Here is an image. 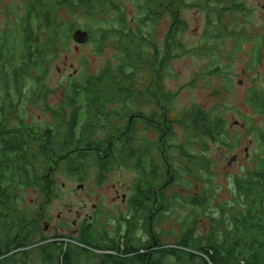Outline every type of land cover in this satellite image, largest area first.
I'll return each instance as SVG.
<instances>
[{
	"label": "rangeland",
	"instance_id": "374dc122",
	"mask_svg": "<svg viewBox=\"0 0 264 264\" xmlns=\"http://www.w3.org/2000/svg\"><path fill=\"white\" fill-rule=\"evenodd\" d=\"M49 1L48 8L56 17L61 37L65 33L71 36L61 45L59 54L51 58L48 73L37 85V71L32 70L29 76L19 80L14 76L22 61L19 49L21 43L24 44L23 28L29 0H0V67L8 73H0L3 75L0 79V101L6 90L14 94L18 92L19 122L44 128L54 126L57 119L53 111L64 104L72 84L83 87L87 79L94 78L108 67L121 65L125 56L121 34L133 31L147 36L150 42L145 51L152 53L157 48L160 49L159 58H170L164 69L163 86L175 94L170 107L174 136L167 150L174 174H171L173 180L165 189L172 205L170 211L162 213L163 219L154 230L163 234L162 243L166 248L172 246L195 252L210 260L207 251L216 244L230 241L228 239L235 229L233 218L243 214L247 208L237 190L236 180L250 176L264 158L257 134L251 132V127H261L264 122L247 104L248 91L264 75V65L252 66V52L264 39V0H238L245 11H235L233 3L228 0H168L170 3L165 4V11L159 9L153 20L149 17L145 21V26L141 20L147 14L138 8L144 0H116L126 20L125 28L121 29L116 22L119 15L109 6L102 5L96 15L91 16L72 5L77 3L76 0H69L71 4L68 5L61 3L64 0ZM179 21L186 28L181 30V34L176 32L174 41L183 50L169 52L167 42L174 24ZM30 26L35 37L42 33V25L34 14ZM78 29L91 31V40L87 44L79 45L74 41L73 35ZM104 33L109 39L101 46ZM41 39L45 42L44 33ZM4 47L15 50L10 51L7 59L4 58ZM151 78L150 69L142 71L138 87L141 90L151 87ZM33 100L36 104L32 103ZM78 104L85 108L84 94L78 98ZM140 108L146 116L153 109H158L149 98L141 101ZM194 109L209 111L224 121L225 129L217 139L198 138L178 123ZM86 119L83 109L79 117L80 128ZM126 121L121 123L122 127ZM136 126V146L147 148L151 155L142 159L146 171H151L153 164L164 165L163 171H168L163 153L154 148L158 142L156 127L144 119L138 120ZM103 137L104 133L97 132L96 139ZM93 165L90 163L88 170L92 174L85 183V190H79L80 182L77 180L57 175L58 186L65 183L67 189L63 197L52 205L51 212L55 218L66 210V204L75 210L83 209L86 203L89 209L98 204L99 209L110 213L115 204L120 208L116 214L128 212L127 206L121 200L115 203L114 198L117 191L121 196L133 193L132 188L140 176L136 166L131 162L116 165L110 171L107 183L100 186L96 182ZM167 179L170 177L165 172L164 184ZM3 185H8V181ZM113 217L111 214L104 218L112 225ZM107 229L111 230L112 226ZM189 233L194 241L192 245L199 239L203 251L187 248L182 243ZM97 255L100 262L105 260L102 254ZM164 263L178 262L170 256Z\"/></svg>",
	"mask_w": 264,
	"mask_h": 264
},
{
	"label": "flooded vegetation",
	"instance_id": "af4514ba",
	"mask_svg": "<svg viewBox=\"0 0 264 264\" xmlns=\"http://www.w3.org/2000/svg\"><path fill=\"white\" fill-rule=\"evenodd\" d=\"M159 1L162 5L167 0ZM160 10L165 11L162 7ZM180 21L174 24L167 42L169 52L183 50L174 41L177 34H181V30L186 28L180 25ZM2 72L0 67V73ZM2 78L3 75L0 76ZM4 95L0 101V178H29L31 181L29 186L0 183V264H150L152 253L177 250L172 246L166 248L162 243L163 234L154 230L163 219L162 213L170 211L172 205L165 190L166 185L173 180L171 174H174L167 154L173 139L169 135L174 128L170 118V104H163V99L154 98L151 103L156 104L158 109H153L149 116L139 110L136 123L144 119L156 127L168 171H163L164 165L160 167L152 165V162L149 172L143 164L141 169H137L140 176L132 188L133 193L121 196L117 191V197L114 198L115 203L121 200L127 206L126 214H116L120 208L115 204L111 213L99 209L98 204L89 209V204L86 203L79 210L66 204V210L55 218L51 212L52 205L63 197L67 189L65 183L62 187L58 186L57 175L77 180L80 182L79 190H85V183L92 174L87 168L69 170V160L81 162L83 157H91L87 161L94 164L96 182L100 186L107 183L113 167L106 166L104 169L98 164V161L107 159L105 150L91 149L80 143L78 139L82 128L79 123L74 125L78 144L70 147L66 145L68 131L73 124L67 122L71 118L68 115L66 122H58L60 116L57 113L64 106L53 111L57 119L54 126H31L19 122L18 92L14 94L6 90ZM65 102L66 99L64 104ZM32 103L36 104L34 100ZM71 111H68L70 115ZM136 123L132 126L135 147L143 150L136 146ZM127 126H124L123 134L132 130ZM20 138L27 142L22 150L9 149L5 145ZM165 172L170 180H165L164 184ZM111 214H114L112 225L104 218ZM109 226H112L111 230L107 229ZM97 253L103 255V262H100Z\"/></svg>",
	"mask_w": 264,
	"mask_h": 264
},
{
	"label": "trees",
	"instance_id": "16d2710c",
	"mask_svg": "<svg viewBox=\"0 0 264 264\" xmlns=\"http://www.w3.org/2000/svg\"><path fill=\"white\" fill-rule=\"evenodd\" d=\"M76 2L72 4L76 9L91 16L96 15L97 10L102 5L109 6L111 11L119 15L116 20L118 25L120 24L119 29L125 28L124 12L116 0H76ZM228 2L233 3L235 11H245V7L239 4L238 0H228ZM49 3V0H29L28 15L24 20L25 25L23 28L25 35H22L24 44L21 43L19 49L22 61L19 71L14 72V76L18 80L24 76H29L33 70L37 71L38 74L35 78L37 85L40 81L42 82L44 75L48 73L51 58L59 54L58 51L61 45L71 36L69 33H65L63 38L61 37V30L57 26L56 17L48 8ZM61 3L63 5L71 4L69 0H64ZM168 3L170 2L164 1L161 5L159 0H144L143 4L139 3L138 8L147 14L145 19L141 20L142 24L145 26V21L149 20V17L153 20L157 15V11L161 7L165 8V4L168 5ZM32 14L42 25L41 32L44 33L45 42L41 39L42 33L35 37L31 30L30 19ZM120 36L125 46V56L121 65L118 68L108 67L94 78L87 79L83 87L72 84L66 95V104L62 105L64 109L58 111L57 116H60L58 120L60 123L66 122V115L71 116L69 120L67 119V122L72 123L73 126L69 128L66 144L70 147L78 144L74 134V125L79 123V117L85 109L87 119L78 140L91 149L98 148L99 151H106L107 159L98 161L99 159L96 157L98 164L105 169L106 166L112 168L116 165H125L131 162L137 169H141L142 159L150 155V152L147 148L141 150L135 147L136 139L134 138V128L132 126L135 125L138 119L137 115L140 114L139 110L143 99H163V104L173 105L175 94L168 92L163 86L164 69L170 58H159L160 49L157 48L152 53L145 51L146 45L148 46L150 42L147 36L144 37V35H139L133 31L130 34L123 33ZM102 37L101 46L109 39L107 33H104ZM10 51L15 52V50L4 47V58L7 59L10 56ZM252 56L253 67L264 65V39L263 42L257 44ZM147 68L150 69L152 74L151 87L141 90L138 87L139 76ZM3 74L8 75L4 71ZM4 77V79H7V76ZM258 80L260 81L257 82ZM258 80L248 91L247 104L257 112L264 122V75L259 77ZM82 94L86 98L85 108L78 104V98ZM70 109L72 110L71 115L68 112ZM124 120H127L125 125H128L127 127L132 130L123 134L124 127L121 126V123ZM178 123L188 132H191L192 135L198 138L207 137L212 140L217 139L226 126L222 119L202 109H194L188 112L182 120H178ZM97 132L104 133L105 137L96 139ZM251 132L257 134V141L264 152V124L261 127H251ZM173 136L174 131L170 133L169 137ZM26 144V140L20 138L18 141L6 143L5 145H8L9 149L22 150ZM154 148L158 151L162 150L161 140L155 144ZM89 158L91 157H83L81 162L69 160L68 169L84 170V168H87L88 170L90 162L87 159ZM6 181H8L9 186H13L14 183L29 186L31 180L29 178L9 180L0 178V183H6ZM236 187L245 204H247V208L243 214L233 218L235 229L231 238L228 239L230 241L220 245L216 244L207 251L206 254H208L210 260L199 256L195 252L177 249L152 253L150 264H166L164 263L165 259L170 256L177 260V264H264V158L258 169L250 176L236 180ZM183 242L187 248L204 250L200 247L201 241L199 239L195 241L196 244L192 245L194 241L190 233Z\"/></svg>",
	"mask_w": 264,
	"mask_h": 264
},
{
	"label": "water",
	"instance_id": "95a60500",
	"mask_svg": "<svg viewBox=\"0 0 264 264\" xmlns=\"http://www.w3.org/2000/svg\"><path fill=\"white\" fill-rule=\"evenodd\" d=\"M73 39L79 45L87 44L91 40V33L89 31L78 29L74 33ZM237 125H239V123H237Z\"/></svg>",
	"mask_w": 264,
	"mask_h": 264
}]
</instances>
